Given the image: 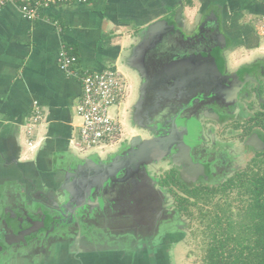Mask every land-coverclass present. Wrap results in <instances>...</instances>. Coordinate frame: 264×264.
<instances>
[{
	"label": "crops",
	"instance_id": "1",
	"mask_svg": "<svg viewBox=\"0 0 264 264\" xmlns=\"http://www.w3.org/2000/svg\"><path fill=\"white\" fill-rule=\"evenodd\" d=\"M23 1L30 0L17 3ZM17 3L0 10V206L7 208L0 213L3 219L12 214L11 217L21 216L22 222L28 223L29 219L38 220L41 210V219L54 218L58 209L53 206L58 208L69 196L73 201L76 191L70 188L75 176L91 175L89 178L93 180L95 172L90 173L93 166L114 160L134 136L141 135L147 140L158 137L142 135L134 126L129 127L126 116L132 106L137 107V117H142L145 107V94L136 102L134 90L127 106L123 108L121 102L125 95L114 106V116L124 124V139L88 154L79 156L73 152V140H78L81 125L77 105L82 83L79 76H71L60 68L59 52L63 44L72 47L77 55L76 69L117 68L125 77L126 88L130 79L135 89L137 80L129 71L125 72V66L137 70L139 80L145 79V86L149 85L152 78L146 76L143 59L155 52L153 44L162 40L156 38L159 33L175 32L181 40L204 33L207 39L218 43L215 46L225 55L226 71L235 64L238 67L260 58L248 60L247 54L254 57L264 53V0H69L44 8L35 20L24 18ZM240 53L246 56L232 61ZM35 104L41 107L43 117L31 134L34 140L31 148L27 130ZM152 116L158 118L157 114ZM128 129L131 134L127 136ZM185 149L190 162H195L190 156L191 147ZM165 158L169 155L147 168L145 177L154 190L162 188L153 170L162 163L168 167ZM194 168L192 164L186 167ZM77 207L76 225L77 218L93 217V212H98L101 218L97 223L105 224L115 210V206L88 205L87 211L80 213L81 206ZM175 230L152 238L158 244L150 243L145 248L137 242L132 246L97 247V240L92 243L90 238L83 237L84 232H78L72 238L76 248L71 249L68 244L72 242L64 243L58 233L52 232L48 240L39 238L24 251L9 254L0 264L6 260L9 264H141L143 259L147 264H172L171 246L181 242L180 233Z\"/></svg>",
	"mask_w": 264,
	"mask_h": 264
},
{
	"label": "flooded vegetation",
	"instance_id": "2",
	"mask_svg": "<svg viewBox=\"0 0 264 264\" xmlns=\"http://www.w3.org/2000/svg\"><path fill=\"white\" fill-rule=\"evenodd\" d=\"M194 33H191V37ZM167 36H170L172 41H166ZM161 37L162 40L153 44L152 49L155 52L146 54L143 59L147 67L146 76H151L152 79L150 84L145 86L143 78L137 89L139 92L136 102L142 94H145L144 99L146 97L142 117L136 116L137 107L134 105L126 117L129 123L131 121L135 128L139 127L138 131L145 136H161L173 131L182 135L185 143L176 142L173 145L174 149L168 154L169 158H165L169 168L167 175L174 172L179 182L187 187L218 186L231 177L223 180L221 178L223 174H230L234 161L237 160L235 157L264 151V148L255 150L256 147L251 142L255 133L264 142L260 130L252 125L250 127L245 125L246 121L253 124L250 118L255 115V106L251 103L257 102L258 99H261L259 104L264 103V61L262 58L255 59L234 69L227 68L226 71L223 65L225 55H221L222 50L215 46L218 43L207 39L204 33L191 40H181L175 32L165 33ZM182 60L183 63L180 62ZM247 79L248 82L245 83ZM246 104L253 112H249ZM156 114L158 118H152V115ZM229 137H237V140L227 141ZM186 147H191L190 156L195 162L191 163L188 159ZM239 147L242 148L240 153L237 151ZM188 164L195 168L186 169ZM93 167L95 168L90 171L95 172L93 180L95 177L105 179L104 175L102 176V166ZM159 171L161 170L156 169L155 173L159 175ZM237 172L235 170L230 175L233 176ZM89 176L91 175L75 176L70 189L76 192L73 201L67 205L69 212L66 215L54 211L56 212L54 218L50 219L47 216L41 219L43 212L41 210V214H37L38 220L29 219L27 223L28 220L22 222L18 219L13 225L9 223L13 218L12 214L6 219L0 217V263L7 259L9 254L27 249L33 241L40 238L42 232L52 234L53 226L60 223L76 225L74 216L78 205L81 206L78 210L80 213H85L88 205H99L95 196L98 192L97 184H94L95 180L93 182ZM139 178L141 179L139 182L132 181L130 186H124V193L117 203L120 207L128 209L113 212L109 219L106 218L105 224L97 223V220L101 219L98 218V212H93V217L77 218L79 223L76 226L79 231H76V235L78 232L83 233L80 229V224H83L82 228H86L83 237L90 238L92 243L98 241L99 237L112 240L116 245L132 246L137 242L143 248L150 243L157 245L152 238L156 236L161 238L169 234V231H173V228L169 227L172 224L169 223L173 222L175 217L170 219L167 216H160L161 207L152 216L146 217V222L141 221L143 218L135 213L136 209L142 210V204L152 208V201L154 202L158 196L163 200L164 190L167 193L170 191L162 184L167 176L164 174L162 178L159 176L158 186L162 188L159 190H154L150 183L148 185L149 181L145 174ZM214 181L219 183L215 184ZM68 198L72 197H66ZM4 210L7 211V208L0 206V213Z\"/></svg>",
	"mask_w": 264,
	"mask_h": 264
},
{
	"label": "trees",
	"instance_id": "3",
	"mask_svg": "<svg viewBox=\"0 0 264 264\" xmlns=\"http://www.w3.org/2000/svg\"><path fill=\"white\" fill-rule=\"evenodd\" d=\"M250 118L264 140V103ZM260 127V128H258ZM254 158L256 166L235 173L218 186L199 185L187 187L177 179L174 172L167 175L162 184L177 196L179 212H186L187 205L210 201L219 192L238 188L243 205L238 217L231 208L214 206L210 220V242L205 264H264V151ZM261 161V162H260ZM171 181V182H170ZM177 186L178 189L174 190ZM179 193L185 195L180 196ZM236 217V215H235Z\"/></svg>",
	"mask_w": 264,
	"mask_h": 264
},
{
	"label": "rangeland",
	"instance_id": "4",
	"mask_svg": "<svg viewBox=\"0 0 264 264\" xmlns=\"http://www.w3.org/2000/svg\"><path fill=\"white\" fill-rule=\"evenodd\" d=\"M125 55L127 56L128 52H126ZM247 55H249V58H247L248 60H251L255 57H260V58L264 59V53H257L254 55V57H252L253 55H251V54H247ZM244 56H246V54L240 53L239 57L234 58V59L232 58V61H234L236 59H241V57H244ZM236 66H237V64L231 66L230 69H234ZM125 67H126L125 72L129 71L132 74V76L136 78L137 86L135 89L133 81H131L129 79L128 87L126 88L127 91L125 93V96L121 99V102L123 101L122 102L123 108L125 106H127V104L130 102V99H132V97H133L132 92L134 90H135V94L138 95V92H139V90H137L138 84H140V82H141L139 80L140 78L138 76L139 73L137 70L131 68L130 65H128V64H126ZM109 69L118 70L117 68H115V69L109 68ZM136 100H137V96H136ZM257 102L251 103L255 106L254 112H256L257 110H260V107H261V105L259 104L261 102V99H258ZM245 106L248 107L249 112H253V110L250 108V106H248V104H246ZM112 113H114V106L112 107ZM244 121H246V120L244 119ZM248 123L249 122L246 121L245 125H247V126L249 125V127L251 125L254 126V124H251V123L248 124ZM129 127H133V125L131 124V121L129 123ZM258 128H260V127H258ZM135 129L138 131L139 127H136ZM130 130L131 129H128L127 136L129 134H131ZM231 139L237 140V137H235V138L229 137L226 140L230 141ZM241 149L242 148L239 147L237 149V151L240 153ZM257 149H258V147L255 148V150H257ZM91 151H93V150H91ZM100 151H102V150H100ZM237 151H235V153H237ZM73 152H75L79 156L84 155V154H88V152H81V151H78L77 149H73ZM257 156H258L257 153L252 152L249 154H242L238 157H235L237 160L234 159L235 161H234L233 169L229 173L233 174L235 172V170L236 171L250 170L252 168V166H253V168H255L254 166H256V165L254 163V158ZM158 169L161 171H159V175H157V176H160L161 178H162V174L167 176V174L169 172L168 171L169 168L166 167L165 163H162V166H160V168H158ZM153 172L155 173V170H153ZM155 174H157V173H155ZM230 174H226V175L223 174V176L221 177L222 180L228 178L229 176H232ZM164 181H165V179H164ZM214 182H215V184L219 183L218 181H214ZM95 184H97L96 181H95ZM177 189L178 188H174V190H177ZM95 194H96L95 195L96 197L99 195L97 193H95ZM53 195L59 196V195H63V194L61 193V194H53ZM179 195L183 196L185 194L179 193ZM68 199H65V200H68ZM69 200H71V199H69ZM191 201L193 202L194 200H191ZM241 201H242L241 193H240L238 188L234 187V188L229 189V190L227 189L226 192H219V194L214 196L213 199L208 201V202L203 201V200H201L200 203H197V204L190 202L187 205L188 207H187L186 212H181V211L179 212L178 211L179 213L177 214L175 212L176 208H178L177 207V205H178L177 196L172 191H169L167 193V191L164 190L163 200L160 196H158V198H155L154 202L152 201V203H153L152 208H150L149 206H146L145 204H142V207H141L142 210L136 209L135 213H137L138 216L143 218L141 221L146 222L147 221L146 217L152 216L153 213L161 207V209L159 210V214H161L160 216H164V217L167 216L170 219H171V217H175V220L173 222L171 221L172 225H170L169 227H172L173 230L176 229L175 230L176 233H180L179 235H180L181 242L179 244H175V245L172 244V246H171L172 264H205V262H204L205 258L204 257L208 252V245H209V242L211 240L209 227H210L211 217L213 216L212 212H214V206L217 207V210L220 206H224V208H226V209L228 208V210L231 208V210H233L236 213L235 214L236 217L234 215V218H237L238 217V210H240V207L243 205V202H241ZM69 202H71V201H69ZM96 206H98V205H96ZM112 206H115V205L112 204L110 207H112ZM154 206H156V207H154ZM163 208H164V210H163ZM123 209H128V207L122 208L119 205H116L114 212L119 211V210H123ZM127 214H129V213H127ZM10 222L12 225L14 223L16 224L18 222V219L13 217L10 219ZM82 225L83 224H80V229L86 233V228L83 229ZM53 227H54L55 234L58 233L59 239L62 242H64V243L65 242H67V243L72 242V244H68V246L71 249L76 248V247H74L76 242H75V240H72V238H74V239L76 238V231H79V228L74 223H70V224L60 223L58 226H53ZM76 227H77V229H76ZM100 228H102V227L100 226ZM169 232H171V231H169ZM41 234L39 236L40 239L46 238V240H48V233L46 234L45 232H42ZM74 234H75V236H74ZM71 235H73V237H71ZM176 235H178V234H176ZM97 239H98L97 244H96L97 247H100V246L105 247V245H108V246L115 245L114 242L110 243L111 241H106L105 239H101L99 237H97ZM145 243H146V241H145ZM143 248H145V247H143ZM9 263L10 262H8L7 260L4 262V264H9ZM141 264H147V260L143 259ZM167 264H168V262H167ZM169 264H171V263L169 262Z\"/></svg>",
	"mask_w": 264,
	"mask_h": 264
},
{
	"label": "built area",
	"instance_id": "5",
	"mask_svg": "<svg viewBox=\"0 0 264 264\" xmlns=\"http://www.w3.org/2000/svg\"><path fill=\"white\" fill-rule=\"evenodd\" d=\"M68 2L69 0H30L17 3V0H0V10L7 4L17 3L24 18L35 20L44 8ZM77 61L78 57L72 47L63 44L59 52L60 68L71 76H79L82 83V94L77 105L81 125L78 140H73L74 148L81 152H89L116 145L124 139L126 133L123 122L113 115L112 107L126 93L125 77L116 69L78 70L75 67ZM42 117L41 107L35 104L27 130L30 135L28 144L31 148L34 146L31 134Z\"/></svg>",
	"mask_w": 264,
	"mask_h": 264
},
{
	"label": "water",
	"instance_id": "6",
	"mask_svg": "<svg viewBox=\"0 0 264 264\" xmlns=\"http://www.w3.org/2000/svg\"><path fill=\"white\" fill-rule=\"evenodd\" d=\"M162 35L159 33L156 38H161ZM165 39L166 41L171 40L168 36ZM180 62L183 63L184 60ZM246 82H248V79ZM252 137L251 142L254 146L258 147V149L264 148V142L256 133ZM176 142H184L182 135L180 136L176 131L148 140L141 135L131 138L114 160L101 167L102 175L105 176V179L102 177H95L94 179L97 182V194H99L97 196L98 206H107V208L112 204L116 206L119 203L120 196L124 193V186H130L132 181H135V183L139 182L141 180L139 176L142 177L143 174H147V168L151 164L166 157ZM136 188H138L137 185ZM69 201L64 200L62 204L59 203L58 212L66 213L68 211L67 205L70 204ZM18 213L21 214L22 212L19 211ZM16 215L19 216L18 214ZM19 217L21 218V216ZM20 218L19 220H22Z\"/></svg>",
	"mask_w": 264,
	"mask_h": 264
}]
</instances>
